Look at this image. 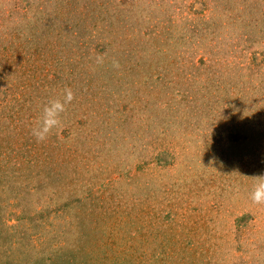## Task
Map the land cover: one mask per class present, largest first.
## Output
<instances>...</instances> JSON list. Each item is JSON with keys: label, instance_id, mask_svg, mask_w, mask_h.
I'll return each mask as SVG.
<instances>
[{"label": "rangeland", "instance_id": "obj_1", "mask_svg": "<svg viewBox=\"0 0 264 264\" xmlns=\"http://www.w3.org/2000/svg\"><path fill=\"white\" fill-rule=\"evenodd\" d=\"M261 174L264 0H0V264H264Z\"/></svg>", "mask_w": 264, "mask_h": 264}, {"label": "clouds", "instance_id": "obj_2", "mask_svg": "<svg viewBox=\"0 0 264 264\" xmlns=\"http://www.w3.org/2000/svg\"><path fill=\"white\" fill-rule=\"evenodd\" d=\"M73 99V92L66 88L62 98L53 97L44 104L41 116L32 129V135L38 142L44 141L54 129L62 126L61 114L65 112L66 105L71 103ZM255 177L250 197L253 203L264 204V174Z\"/></svg>", "mask_w": 264, "mask_h": 264}]
</instances>
